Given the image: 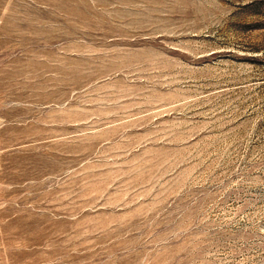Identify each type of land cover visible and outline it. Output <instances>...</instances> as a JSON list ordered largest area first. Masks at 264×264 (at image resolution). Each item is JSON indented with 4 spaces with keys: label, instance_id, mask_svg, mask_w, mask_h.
Returning <instances> with one entry per match:
<instances>
[{
    "label": "rangeland",
    "instance_id": "obj_1",
    "mask_svg": "<svg viewBox=\"0 0 264 264\" xmlns=\"http://www.w3.org/2000/svg\"><path fill=\"white\" fill-rule=\"evenodd\" d=\"M0 264H264V0H0Z\"/></svg>",
    "mask_w": 264,
    "mask_h": 264
}]
</instances>
